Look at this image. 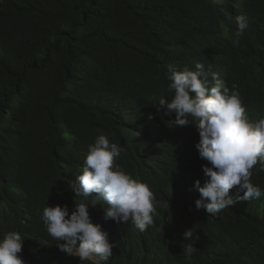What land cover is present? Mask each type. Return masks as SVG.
<instances>
[{
    "label": "trees",
    "instance_id": "obj_1",
    "mask_svg": "<svg viewBox=\"0 0 264 264\" xmlns=\"http://www.w3.org/2000/svg\"><path fill=\"white\" fill-rule=\"evenodd\" d=\"M240 15L250 27L233 47ZM197 62L235 86L251 120L264 118V0H0V238L22 235L25 264H88L59 250L41 214L74 211L70 186L99 135L121 146L117 163L150 186L156 208L141 232L89 207L116 245L108 264H264V197L197 210L207 164L197 128L157 111L173 95L168 65ZM252 173L264 189V171Z\"/></svg>",
    "mask_w": 264,
    "mask_h": 264
},
{
    "label": "clouds",
    "instance_id": "obj_2",
    "mask_svg": "<svg viewBox=\"0 0 264 264\" xmlns=\"http://www.w3.org/2000/svg\"><path fill=\"white\" fill-rule=\"evenodd\" d=\"M235 23L232 45L238 47L250 25L243 15L237 16ZM195 69L178 71L169 64L168 90L173 95L170 99L159 97L156 106L158 112L163 109V115L174 114L170 120L173 126H196L200 139L195 148L207 164L202 166L205 182L201 185L196 180L193 185L200 194L195 207L217 216L238 201L264 197V189L251 180L254 168L264 171V118L251 120L235 86L230 90L217 73L206 72L203 63L197 62ZM121 152V146L99 135L88 145L82 172L70 186L75 194L74 211L69 214L67 205H47L42 210L47 234L60 242L56 245L61 252L80 262L108 264L116 247L102 226L92 222L90 206H101L105 221H130L141 232L154 224L155 194L147 183L119 166ZM234 186H239L235 196L230 195ZM191 237V230L184 233V241ZM23 243L19 232L0 238V264H25L19 255ZM182 248L189 256L195 250L191 243Z\"/></svg>",
    "mask_w": 264,
    "mask_h": 264
}]
</instances>
